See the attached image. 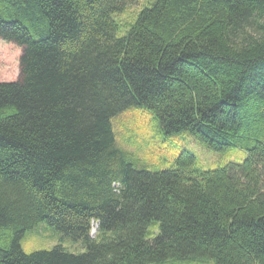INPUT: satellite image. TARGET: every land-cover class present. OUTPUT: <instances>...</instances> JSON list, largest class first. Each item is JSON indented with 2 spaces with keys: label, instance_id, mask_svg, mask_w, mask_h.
I'll use <instances>...</instances> for the list:
<instances>
[{
  "label": "trees",
  "instance_id": "trees-1",
  "mask_svg": "<svg viewBox=\"0 0 264 264\" xmlns=\"http://www.w3.org/2000/svg\"><path fill=\"white\" fill-rule=\"evenodd\" d=\"M131 2L0 0L21 47L0 81V264H264V0H150L119 23ZM133 107L246 157L135 168L111 124ZM41 222L85 250L24 251Z\"/></svg>",
  "mask_w": 264,
  "mask_h": 264
},
{
  "label": "rangeland",
  "instance_id": "rangeland-1",
  "mask_svg": "<svg viewBox=\"0 0 264 264\" xmlns=\"http://www.w3.org/2000/svg\"><path fill=\"white\" fill-rule=\"evenodd\" d=\"M150 0H132L126 9L114 17L119 23L131 22L137 11L148 4ZM124 34V28L121 30ZM21 47L0 38V81H16L20 74L19 59ZM116 144L125 152L134 155L137 163L135 168L160 170L169 168L175 157L182 150L190 152L196 158L203 170H210L231 160L241 162L246 152L229 148L224 152L208 150L188 134H178L173 137L160 136L156 131L153 115L141 107H133L118 114L111 120ZM97 224H92L91 237L95 236ZM22 249L26 252L50 249L58 246L70 253H80L85 250L81 240H73L54 232L46 222H41L28 230L20 240Z\"/></svg>",
  "mask_w": 264,
  "mask_h": 264
}]
</instances>
